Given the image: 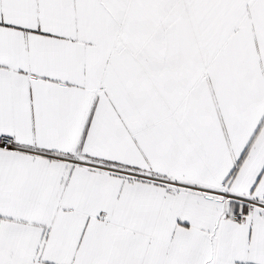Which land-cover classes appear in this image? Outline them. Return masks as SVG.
Wrapping results in <instances>:
<instances>
[{"label":"snow or ice","instance_id":"snow-or-ice-1","mask_svg":"<svg viewBox=\"0 0 264 264\" xmlns=\"http://www.w3.org/2000/svg\"><path fill=\"white\" fill-rule=\"evenodd\" d=\"M0 264H264V0H0Z\"/></svg>","mask_w":264,"mask_h":264}]
</instances>
